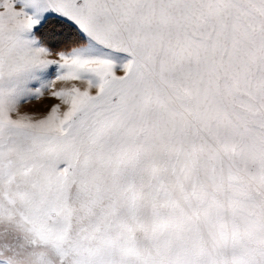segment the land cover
Returning a JSON list of instances; mask_svg holds the SVG:
<instances>
[{"label":"snow or ice","instance_id":"obj_1","mask_svg":"<svg viewBox=\"0 0 264 264\" xmlns=\"http://www.w3.org/2000/svg\"><path fill=\"white\" fill-rule=\"evenodd\" d=\"M0 264H264V0H0Z\"/></svg>","mask_w":264,"mask_h":264},{"label":"rangeland","instance_id":"obj_2","mask_svg":"<svg viewBox=\"0 0 264 264\" xmlns=\"http://www.w3.org/2000/svg\"><path fill=\"white\" fill-rule=\"evenodd\" d=\"M40 104V101H34L31 105H26L23 110L27 111L36 108Z\"/></svg>","mask_w":264,"mask_h":264}]
</instances>
